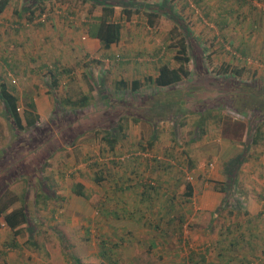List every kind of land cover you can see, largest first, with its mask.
<instances>
[{
    "label": "rangeland",
    "instance_id": "1",
    "mask_svg": "<svg viewBox=\"0 0 264 264\" xmlns=\"http://www.w3.org/2000/svg\"><path fill=\"white\" fill-rule=\"evenodd\" d=\"M136 2L141 7L128 19L115 7L112 16L121 25V39L112 50L85 53L75 41L66 57L54 56V44L59 51L66 44L64 29L81 33L86 18L100 14L99 5L81 0L42 1L33 16L40 22L37 29L42 41L50 42L52 50L41 54L37 49L39 59H33L32 42L18 43V30L23 34V27L28 26L19 18L9 20L13 15L6 11L0 14V67L9 71L4 74L5 82L13 93L16 88L18 112L32 100L38 115L35 127L20 130L0 106V196H19L11 207L23 205L28 219L20 225L19 234H13L0 216V264L7 256L4 245L16 239L26 240L30 247L40 242L52 246L38 249L36 256L43 262L33 264H76L77 258L80 264H98L97 256L90 261L87 254L93 247L110 254V249L115 250L112 241H117L100 231L96 235L95 230L114 220L135 219L156 232L157 238L168 234L157 229L162 225L174 228L169 241L176 259L152 249L150 264H161L163 254L165 263L170 256L176 264H193L200 254L203 264H264V113L255 111L254 105L241 107L244 113L237 110L239 100L251 99L248 90L224 84L225 79L215 75L221 63H230L241 69L240 78L245 82H264V0ZM24 4V0H11L7 10ZM151 7L158 11L154 25L148 26ZM183 34L191 76L171 94L170 98L182 100L177 113L158 118L153 111H160L144 104L154 89L147 76L153 77L161 63L176 65L173 54ZM6 38L15 41H4V46ZM26 65L35 71L21 73ZM49 71L56 85H52ZM136 75L141 88L132 98L129 87L116 86V80ZM82 95L87 96L86 105L78 107L74 102ZM118 97L121 108L114 110ZM126 99H132L130 105L121 103ZM129 106L134 115L151 120L150 139L156 136L151 146L144 139L145 125L137 129L141 137H127L142 124L130 115L119 121L121 128L113 127L112 121ZM226 115L244 119V135L237 142L220 135L219 124ZM258 124L259 132L252 141ZM7 133H11L10 141ZM108 133L120 136L117 140L113 136L111 148L103 139ZM200 137L208 143L201 146L196 142ZM77 182L83 186L84 197L73 192ZM186 183L194 191L189 200L183 195ZM215 188L223 189L226 205L210 215L193 208L196 202L191 199L196 194L217 192ZM243 195L262 200L258 213L247 215L243 207L233 205L235 197ZM142 250L137 253L139 259ZM23 256L22 252L19 257ZM210 256L213 260L207 261ZM108 259L118 264L114 255Z\"/></svg>",
    "mask_w": 264,
    "mask_h": 264
},
{
    "label": "crops",
    "instance_id": "2",
    "mask_svg": "<svg viewBox=\"0 0 264 264\" xmlns=\"http://www.w3.org/2000/svg\"><path fill=\"white\" fill-rule=\"evenodd\" d=\"M44 1V0H24V4L22 7H19L17 9H10V10H7L8 8H10L11 6L9 5L11 0H9L6 4V6L4 7V9L0 12V14H3L5 11L8 12V15L12 14L13 16H9V20L13 19V18H16L20 20L21 23L25 24L26 26L28 27H23V34L21 32V30H18L20 32V34L18 36L19 37V42L18 43H21L23 44L24 41H27L28 43H33L34 44V55H33V59H39V56L42 54L43 50H47L48 48H50V50H52V44L49 42V44H45L41 38V35L42 33H40L37 29V25L40 24V22H35V18L36 16L34 15L33 16V10L36 9L38 10L40 7H39V4ZM83 2H91L95 5H99L97 3H95L94 0H81ZM112 4H114V9L115 7H120L121 6L119 5L118 3V0H109ZM117 1V2H116ZM136 1V0H135ZM166 2V0H162V2H160L158 5H161L162 3ZM30 3V4H29ZM29 4V6H28ZM92 4V5H93ZM31 5V6H30ZM99 7L101 8V6L99 5ZM139 8L141 6H138L137 2L136 4H133V8ZM56 9H57V6H56ZM58 10V9H57ZM66 10V9H64ZM138 11V9H137ZM137 11H132V12H137ZM25 12H27L25 14ZM100 13H101V9H100ZM113 13H114V10H113ZM100 15V14H99ZM94 16L92 18H89L87 17L84 24H85V28L83 29V31L81 33H74V32H71L69 30H65L64 32V35H65V39H66V44L63 45V47L60 49L57 48L58 45L54 44V47L53 49H55L57 51L56 54H54L55 57H59L58 53H60V57H66V56H69L71 54V50L70 48L73 47V43L76 41L78 44L81 43V45L84 47V51L85 53H88V52H95V51H101V50H112L113 47L116 45V43H118L121 39V33L119 35V39L117 42L115 43H111L109 45L108 48H104L101 43L99 42V40L97 38H94V37H90L88 34H87V26L90 24V23H93L96 21V18L99 16ZM113 15V14H112ZM54 16V15H52ZM56 16L54 18V21L56 22ZM125 19H128V18H125ZM5 20V19H4ZM111 20L113 21H118V20H115L113 16H111ZM6 22V20H5ZM147 23V21H146ZM148 25V24H147ZM24 26V25H23ZM23 35V36H22ZM11 37V36H9ZM6 41V44H10L11 42L15 41V39L13 38H6V39H3L2 41V44L5 46V42ZM46 41V39H45ZM63 41V40H62ZM17 42V41H16ZM25 46V45H24ZM61 47V46H60ZM40 48V49H39ZM37 49H39L40 51V55L38 56V54L36 53L37 52ZM109 50V51H110ZM52 53V51H51ZM57 59V58H56ZM23 71L25 69H27L28 71H35V69H30L26 66H24L23 68ZM9 71L6 70V68H2L0 67V82L3 83L6 88L9 90V88L7 87L8 85L6 84L5 82V77H4V74L8 73ZM9 74V73H8ZM156 74V73H155ZM154 74V75H155ZM152 76H147V83L148 85H150V78ZM119 79H117V85L116 86H122V84H119L120 81H123L125 82L123 84L122 87L126 86L125 88H128L130 89V92H132L131 90V83L132 81H138V87L140 86V76L139 75H136V77H131L129 78V80H126L125 78L123 77H118ZM12 88V87H11ZM141 87H139L138 89H140ZM14 89V88H12ZM11 89V90H12ZM16 89V88H15ZM13 90L14 93L12 92V94L14 96H16V99H17V94L15 93L16 90ZM10 91V90H9ZM152 92L153 93H157L156 94V99L159 101V102H164L165 99H166V96L164 95V93H162L161 91L159 92L158 90L156 89H152ZM139 91L136 90L135 92H132L130 94L131 97L133 96H136L138 95ZM158 94H161L160 96H158ZM154 96V95H153ZM153 96L151 93H148L146 95V99L144 100V104H146L148 107H149V110H159L160 112H162V110H160L158 107L156 109H153V108H150L151 107V104L152 103H156V101H153ZM151 97V98H150ZM177 98V97H175ZM178 101H179V104H178V109L179 110V107L181 106V103H182V100L178 98ZM29 102H32L33 105H34V102L31 100ZM16 103H17V100H16ZM28 103V102H27ZM26 103V104H27ZM25 104V105H26ZM0 106H2V112L4 113L5 112V109H4V106H3V102L2 100L0 99ZM34 112H35V109H34ZM36 113V112H35ZM175 114V112L172 113V115ZM4 115V114H3ZM7 115V114H6ZM171 115V117H172ZM143 118V117H142ZM142 118H139V122L142 123L141 124V127H137V128H134V129H131L127 135V137L129 138H135V137H141V135L137 132V129H141L142 128V125H145V131H146V134L144 135V139H145V142L146 144L149 143V140H150V137L152 136V132H153V127L151 126V120L149 119H142ZM3 120V117L1 116L0 118V122H2ZM244 119L242 120V118H235V117H229V116H225V118L223 120L220 121V124H219V129L221 130L220 131V135L222 136H226V141L229 142L230 141H233V142H237L239 141V139H241L244 135V128H245V124H244ZM136 127V125L134 126ZM205 131L203 130V133ZM157 134V132H156ZM6 137H8L7 141H10L9 138L11 137V133H7L6 134ZM129 141H131V139H129ZM137 141V140H136ZM196 142H199L201 146H203L204 144L208 143V140L205 138V137H200L199 139L196 140ZM9 143V142H7ZM224 143V142H223ZM198 144V143H197ZM172 151V150H170ZM175 151V150H173ZM1 152V151H0ZM182 152V151H181ZM184 153V152H182ZM185 156V159L186 161L189 160V158H187L188 156L184 155ZM233 158V157H232ZM234 159H232L233 161ZM166 179V178H165ZM223 182V181H222ZM224 183V182H223ZM192 187V192L194 193L193 191V186L191 185ZM215 190H217V192H206V193H200V194H196V198L194 199H191L193 200L194 202H196V204L194 205L193 208H196L197 210L199 211H203L207 214H213L215 212H218V210L226 205L223 203V189L222 188H215ZM192 195V193H191ZM17 198H19V196H14V194H4V199L5 200H9L11 201L12 203L9 205V207L7 208V211H9L10 209L12 208H16V207H19V206H22V205H19V206H16V207H11L12 204L17 200ZM20 199V198H19ZM226 199V198H225ZM228 199V198H227ZM119 200H121V198H119ZM117 200L116 204L117 206L119 207V209L121 210L122 207H121V203L120 201ZM229 201V200H228ZM262 200L259 199V198H252V197H245L244 195L243 196H236L235 197V204H233L234 206H238L236 208H239V207H243V211H244V214H252V215H255V213H258L259 212V203L261 202ZM193 203V202H191ZM255 212V213H254ZM122 217V215H120ZM141 216V214L138 215V217ZM137 217V218H138ZM2 218V216H1ZM132 220V219H130ZM3 221V220H2ZM167 224L165 225H162L161 228H157L158 230H163V232H167L168 234H166L165 236L161 237V238H157L155 236H158L157 234H155L156 232H153L151 231V229L147 226H144L143 222L139 221V220H134V221H124V220H120L119 222L118 221H113V222H108L106 223L102 228L100 227L99 229H96L95 230V234L97 235L98 232L100 231V233H103V235H111V236H114V239L117 241V244L115 241H112L111 243V246L114 247L115 250H111L110 254L109 253H106V250H103L101 248L99 249H96L95 247H93V249L90 251V253L87 254V256H89V260L92 261L90 258L91 256H97L98 257V264H113L114 261H111L109 260L108 258L111 259L112 255H114L117 259H118V264H138L137 261L139 262V264H150L148 263V255L150 256L151 253L150 250L154 249H158L159 251L161 252H164L165 251L167 252V255H170V254H173L174 255V251L173 249H171L172 247V242L169 241V237H174V228L172 227H169V226H166ZM20 228V226H19ZM9 229V228H8ZM12 231V230H11ZM19 232V231H18ZM146 233V234H145ZM149 233H152L151 236H147V234ZM19 234V233H17ZM168 236V237H167ZM143 237H145L143 239ZM113 239V240H114ZM158 239V240H157ZM25 242L26 240H13V242L11 244H6L4 245V251L5 252V255L7 254V256L4 258V260L2 261V264H25V263H28L30 262L29 264H33V262H43V260L41 258H39L38 256L36 255H39L37 250L38 249H41V248H45L46 250L47 249H51L52 246H47V244L45 243H39V244H34L33 243V246L30 247L29 245H25ZM198 242V240H197ZM195 242L197 245L199 243ZM109 243V242H108ZM122 243V244H121ZM202 243V242H200ZM28 244V243H26ZM196 245V246H197ZM208 245V244H206ZM117 247V249H116ZM142 249H144V251L142 250V258L139 259L137 253H139V251ZM53 249V248H52ZM18 250V251H16ZM24 250V251H23ZM33 251V252H30V251ZM18 253H16V252ZM23 252V257H19L20 254ZM113 251V252H112ZM50 254V253H49ZM165 254L162 255V262L161 264H176V262H173L175 259H176V254L174 255V258L175 259H172L171 260V257L170 256H167L169 259L168 261H166V263L163 261V258L165 259L166 257H164ZM78 259V258H77ZM88 260V259H87ZM203 256L200 254L196 255L195 258H193V264H203ZM208 260H213V256H210V259L207 258V261ZM154 264V263H152ZM206 264V263H205ZM209 264H214L212 262H209Z\"/></svg>",
    "mask_w": 264,
    "mask_h": 264
},
{
    "label": "trees",
    "instance_id": "3",
    "mask_svg": "<svg viewBox=\"0 0 264 264\" xmlns=\"http://www.w3.org/2000/svg\"><path fill=\"white\" fill-rule=\"evenodd\" d=\"M9 0H0V12L4 9L6 6L7 2ZM95 3L99 4L101 6V13L100 15L96 18V21L93 23H90L87 26V34L90 37L97 38L101 45L104 48H108L111 43H115L119 39L120 35V23L118 21H113L111 20V16L113 14L114 10V4H112L109 0H94ZM117 2V1H116ZM119 5L121 6L120 11L124 15L125 18H129L130 14L132 11H137L138 8H133V4H136L135 0H122L118 1ZM150 7V6H149ZM158 8L156 7H151L149 8V11L147 13L146 21L148 26H153L154 25V17L157 16V10ZM172 16L174 17L175 21H179L180 18L179 16L172 12ZM184 32L187 33L189 32L185 27H183ZM185 35H180L177 43H176V49L175 53L173 54V59L176 63L175 66H170L168 63H161L157 67L156 74L150 78V85L154 87V89L158 90L159 92L161 91L164 93L166 96V99L164 102H159L156 99V94L153 93V101H156V103H152L150 108L156 109L157 107L162 110V112L158 111H153L155 113L154 116L161 117L166 116L168 112H175L177 113L178 109V98L172 99L171 94H176L177 91L175 90V86L183 83L185 81H188L190 76H191V71L188 69L187 64L188 61L190 60V56L188 54V43L186 42V39L184 37ZM49 75L53 77L52 79V85H56V78H54L53 73L49 71ZM216 77H219L220 79H225L223 81L224 84H234L236 85V89L239 90V87L247 89L248 93L251 97L249 100H239V104L236 106L237 110L240 112L244 113L243 108L241 107H247L254 105V109L257 112L264 113V82H259L257 85L255 83L250 84L248 82H245L240 78L241 76V69L236 68L234 65L230 63H221L219 68L216 70L215 73ZM125 82L120 81L119 84H124ZM138 81H132L131 83V90L132 92H135L138 90ZM123 90V88H122ZM237 91V90H236ZM124 95L125 94V91ZM130 93V92H129ZM161 94H158L160 96ZM136 96H133L132 98H135ZM151 98V97H150ZM0 99L3 102V106L5 109V113L7 116L12 120L14 125L20 129V130H25L26 128H33L35 127V123L37 121L38 115L34 112V105L32 102H28L25 105V109L23 112L20 114L18 112V107L16 103V96L12 94L11 91H9L6 86L0 82ZM119 97L117 98V104L115 105L114 110H118L121 108V104L119 102ZM86 100L87 96L82 95L80 98L74 102V104H77L78 107H84L86 105ZM132 100V99H130ZM130 100H125L121 101V103L124 104H129L131 102ZM127 101V102H126ZM126 102V103H125ZM130 105V104H129ZM107 106H109V103L107 102ZM134 109L132 106L128 107L127 111H124L123 114L117 115V119L112 121L113 127L116 129L121 128L119 125V121L126 120L129 117H126L127 115L131 116V119L133 121H138V118L140 116L134 115ZM157 113V114H156ZM124 115V116H123ZM126 115V116H125ZM170 116V115H167ZM171 117V116H170ZM146 119H148L146 117ZM149 120V119H148ZM112 128V127H111ZM199 131L203 133V128L199 126ZM259 130V124L254 126V132L250 139L254 141L256 138L258 131ZM113 131V129H112ZM120 135V134H118ZM117 140L120 136H116V134L108 133L107 137H103V139L107 142L108 148H111L113 145L114 137ZM117 137V138H116ZM156 136H153L149 140V145L151 146L152 143L154 142ZM234 160L230 163L233 165ZM230 175V173H228ZM101 176H96L95 180L98 181L100 180ZM185 191L183 192V195L185 196V199L189 200L191 197L192 193V187L189 183L185 184ZM83 186L80 183H75L74 184V189L73 192L76 195L84 197L85 194L82 190ZM12 201V200H11ZM9 200L4 199V195L0 196V216H2V220L4 224L12 230L13 234L19 233V226L22 224H26L28 222L27 215L24 210V206H19L16 208H12L9 211H7V208L9 205L12 203ZM226 202V200H223ZM223 202V203H224ZM76 264H80L78 259H75ZM115 264V262H113Z\"/></svg>",
    "mask_w": 264,
    "mask_h": 264
}]
</instances>
